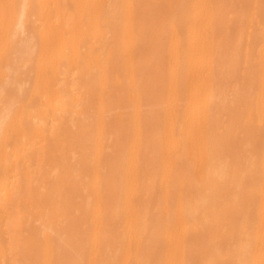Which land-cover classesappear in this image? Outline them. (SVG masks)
<instances>
[{
    "label": "bare ground",
    "instance_id": "1",
    "mask_svg": "<svg viewBox=\"0 0 264 264\" xmlns=\"http://www.w3.org/2000/svg\"><path fill=\"white\" fill-rule=\"evenodd\" d=\"M0 264H264V0H0Z\"/></svg>",
    "mask_w": 264,
    "mask_h": 264
}]
</instances>
